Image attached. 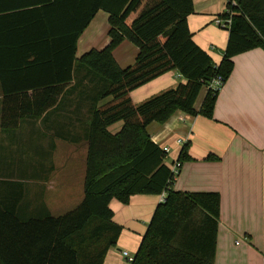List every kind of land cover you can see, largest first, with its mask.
I'll list each match as a JSON object with an SVG mask.
<instances>
[{"label":"crops","instance_id":"crops-1","mask_svg":"<svg viewBox=\"0 0 264 264\" xmlns=\"http://www.w3.org/2000/svg\"><path fill=\"white\" fill-rule=\"evenodd\" d=\"M27 1L0 0V264L40 263L45 217L63 216L83 200L85 137L95 93L87 84L76 86L74 63L110 42L109 14L103 10L72 44L73 9L28 13ZM226 1L192 0L187 17L194 43L216 65L228 33L213 20L225 11ZM71 44L72 79L66 81ZM137 54L127 40L112 52L121 69ZM232 61L212 119L176 112L163 125L151 123L147 132L154 144L170 147L164 160L168 167L184 146L175 141L188 145L190 160L181 163L173 190L219 195L214 264H264V51L253 49ZM29 63L45 66L29 70ZM45 81L57 82L42 86ZM184 82L170 71L132 91L131 99L139 105ZM205 94L206 89L199 103L197 97L196 111ZM121 127L119 122L108 131L115 134ZM159 203L160 195H135L127 205L110 202L121 233L103 264H130L123 252L133 259Z\"/></svg>","mask_w":264,"mask_h":264},{"label":"trees","instance_id":"trees-1","mask_svg":"<svg viewBox=\"0 0 264 264\" xmlns=\"http://www.w3.org/2000/svg\"><path fill=\"white\" fill-rule=\"evenodd\" d=\"M56 7L74 11L69 14L70 25L76 28L69 34L72 44L98 10L107 12L110 42L74 63L76 77L84 73L76 86L87 84L95 93L85 137L84 197L63 216L45 217L38 264H103L121 233L112 221L110 202L127 205L132 196L163 192L165 201L156 206L130 264H214L219 195L173 190L171 169L164 163L167 155L151 141L147 128L151 123L163 125L176 112L212 119L219 90L209 88L211 81L221 77L225 84L233 57L253 49L264 51V0H236L233 7L227 3L217 16L231 19L217 65L192 39L187 25L192 0H28L26 4L28 13H47ZM124 40L137 47L138 54L132 65L121 69L112 52ZM72 44L66 81L72 79ZM40 66L45 65L29 63L28 69ZM170 71H177L185 82L139 105L133 103L132 91ZM56 82L45 81L42 86ZM203 87L206 94L196 111L194 103ZM119 122L121 129L111 134L108 128ZM187 149L184 144L179 152V169L190 160Z\"/></svg>","mask_w":264,"mask_h":264},{"label":"built area","instance_id":"built-area-1","mask_svg":"<svg viewBox=\"0 0 264 264\" xmlns=\"http://www.w3.org/2000/svg\"><path fill=\"white\" fill-rule=\"evenodd\" d=\"M229 3L232 7L236 5V0H227L226 4ZM213 23L215 26H217L219 29H222L224 31H228V29H230L231 26V19L230 18H219V17H215L213 20ZM223 86V80L221 79V77H216L215 79H213L209 85V88L212 90H220L221 87ZM176 145L179 146H183L185 144V142H183L180 139H177L175 141ZM161 149L164 151V153L166 155H168L170 153V147L164 145L161 146ZM179 164L175 161L172 163L170 169H171V173H172V179L171 181L174 182L175 178L177 177L178 173H179ZM166 198V192H163L160 195V203L164 202ZM123 256L128 257V262H132V258L128 256L127 252H123Z\"/></svg>","mask_w":264,"mask_h":264},{"label":"rangeland","instance_id":"rangeland-1","mask_svg":"<svg viewBox=\"0 0 264 264\" xmlns=\"http://www.w3.org/2000/svg\"><path fill=\"white\" fill-rule=\"evenodd\" d=\"M80 75H81V74H78L77 77L79 78ZM89 91H90L89 93L92 92L91 90H89ZM204 91H205V87L202 88V90L200 91V94L198 95V99H197V102H198V103L202 101V98H203V96H204ZM91 94H92V93H91ZM104 102H105V101H102L100 104H102V103H104ZM124 250H127V249H124ZM127 252H128V250H127Z\"/></svg>","mask_w":264,"mask_h":264}]
</instances>
